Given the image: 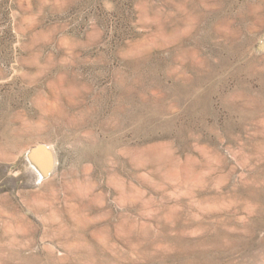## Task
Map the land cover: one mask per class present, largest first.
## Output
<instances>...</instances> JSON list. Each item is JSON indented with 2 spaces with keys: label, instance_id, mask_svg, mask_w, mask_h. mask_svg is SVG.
Here are the masks:
<instances>
[{
  "label": "rangeland",
  "instance_id": "1",
  "mask_svg": "<svg viewBox=\"0 0 264 264\" xmlns=\"http://www.w3.org/2000/svg\"><path fill=\"white\" fill-rule=\"evenodd\" d=\"M0 264H264V0H0Z\"/></svg>",
  "mask_w": 264,
  "mask_h": 264
},
{
  "label": "water",
  "instance_id": "2",
  "mask_svg": "<svg viewBox=\"0 0 264 264\" xmlns=\"http://www.w3.org/2000/svg\"><path fill=\"white\" fill-rule=\"evenodd\" d=\"M33 161L39 166L44 175L53 168V155L45 145H39L31 152Z\"/></svg>",
  "mask_w": 264,
  "mask_h": 264
},
{
  "label": "bare ground",
  "instance_id": "3",
  "mask_svg": "<svg viewBox=\"0 0 264 264\" xmlns=\"http://www.w3.org/2000/svg\"><path fill=\"white\" fill-rule=\"evenodd\" d=\"M31 152V151H30Z\"/></svg>",
  "mask_w": 264,
  "mask_h": 264
}]
</instances>
